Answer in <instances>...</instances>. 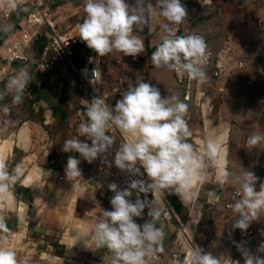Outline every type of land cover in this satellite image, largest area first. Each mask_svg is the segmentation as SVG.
<instances>
[{
    "label": "crops",
    "instance_id": "0c3cea01",
    "mask_svg": "<svg viewBox=\"0 0 264 264\" xmlns=\"http://www.w3.org/2000/svg\"><path fill=\"white\" fill-rule=\"evenodd\" d=\"M67 2L84 6V0L57 1L58 4ZM127 2L133 6L132 14L145 17L140 25L134 26V34L144 42L145 52L135 59L118 51L100 57L85 45L75 51L76 64L88 65L90 56H93L92 61L99 60L97 67L102 74L101 92L108 95L109 108L121 99V92L137 81L149 82L159 88L162 97H178L188 105V119L186 116L185 119L192 132L189 142L201 156H205L206 162L203 146L209 138H216L223 153L221 167L206 169L205 181L193 188L195 196L203 197L201 202L197 197L202 217L196 236L193 234L194 241L200 250L220 258L221 264H244L242 251L264 258V252L258 251L264 242V215L251 222L248 229L254 230V235L241 241L238 229H234L232 224L235 211L226 209L229 200L234 203L232 194L239 190L238 183L232 178L222 186L217 183L218 174L228 171L238 176L245 169L258 178L257 190L264 184V143L253 149L248 148L247 143L252 134L264 136V0H181L188 15L182 22L179 35L200 32L215 51L221 50L226 43L230 47V59L244 62L242 68L236 67L234 63L233 69L219 80L225 87L223 94L218 92L220 83L212 78L210 71H205L204 80H199L191 90V102L183 99L184 88L176 82L173 70L157 68L151 60V53L168 35L164 28L149 30L150 10L155 9L160 13L157 0H150V10L144 8L145 0ZM24 15V9H18L14 11L12 19L7 21L0 11V138L13 132L21 123L29 122L26 124L30 130L37 131V122H43L45 129L41 128L47 133L48 144L44 143L41 147L46 150L50 146L52 151L49 159H56L57 151L62 149L67 139H86L80 134L81 123L88 121L86 94L80 89L77 77L68 64H62L51 75L40 76L35 67L42 50L41 42L32 49L30 63L6 60L3 47L16 27L19 28L17 22ZM44 36L46 38L47 34ZM21 70L31 75V81L21 94L22 102L12 105L15 89L10 79L13 75L22 79L19 75ZM5 105H11L7 113L4 111ZM70 155L83 161L81 178H92L96 161L88 163L79 153H67L68 157ZM59 164L57 161L55 165H50L61 167ZM166 213H162L165 232L162 247L149 251V264H155L150 258L151 253H158L166 261H171L173 255L180 251L182 238L178 231L179 225L169 220L170 216L167 217ZM156 226L160 227V224ZM107 254L106 257L96 255L88 257V260L84 258L80 262L93 264L98 257L99 260L108 261L105 264H111L112 254ZM183 256L181 253L177 264H186Z\"/></svg>",
    "mask_w": 264,
    "mask_h": 264
},
{
    "label": "clouds",
    "instance_id": "9594fccd",
    "mask_svg": "<svg viewBox=\"0 0 264 264\" xmlns=\"http://www.w3.org/2000/svg\"><path fill=\"white\" fill-rule=\"evenodd\" d=\"M157 3L160 15L172 25L181 24L188 15L181 0H157ZM12 7L17 5L13 3ZM151 7L150 0H145L144 8L150 10ZM132 8L127 0H84L86 16L78 25L79 37L100 57L118 51L135 59L145 52V46L134 34V26L140 25L145 17L132 14ZM165 30L168 35L151 53L153 65L174 70L180 76L186 74L191 80L203 81L206 75L203 66L208 58L204 38L194 33L177 35L176 30L168 25ZM19 75L23 78L13 75L10 79L15 89L12 105L22 102L21 94L31 81L27 71L21 70ZM89 105L86 109L88 121L80 125V134L86 139H67L62 151L79 153L88 163L100 157L106 160L116 141V136L109 133L117 128L132 140L121 143L115 151V166L132 176H146L150 181L132 179L124 189L110 183L109 190L114 193L110 200L112 210H103L104 219L96 223L90 241L95 242L96 248H106L112 254L111 264H149V251L162 247L164 222L159 219V209L151 207L148 215L153 219L144 224L136 222L135 218L142 217L148 207L147 197L142 200L140 193L170 190L181 200H190L194 185L205 181L206 169L221 167V145L211 138L207 140L203 146L206 162L205 156H201L189 142L192 132L185 119L188 105L178 97H162L159 88L149 82L130 84L112 108L100 97L94 98ZM10 107L5 105L4 111L7 113ZM247 143L248 148L253 149L264 143V136L252 134ZM80 162L75 155H70L67 175L80 176ZM229 178L235 179L239 186L233 197L232 208L238 214L233 228L246 231L252 221L264 215V184L257 190L258 178L243 169L238 176L228 171L218 174V185L222 186ZM12 180L6 162L0 159V199L9 195ZM133 189L137 190L135 202L129 199ZM157 222L160 227L156 226ZM90 241H85L87 247ZM258 251L264 252V242ZM242 255L244 264H264V258L259 255L249 251H242ZM0 264H18L15 253L0 248ZM193 264H221V261L212 253L199 250L195 251Z\"/></svg>",
    "mask_w": 264,
    "mask_h": 264
},
{
    "label": "rangeland",
    "instance_id": "374dc122",
    "mask_svg": "<svg viewBox=\"0 0 264 264\" xmlns=\"http://www.w3.org/2000/svg\"><path fill=\"white\" fill-rule=\"evenodd\" d=\"M62 4L64 3H59V5ZM26 123H21L3 139L13 137L16 140L19 130ZM37 123L39 129L37 131L31 129L29 146L15 145L13 154L6 162L13 180L9 195L0 199V248L13 251L18 264H85L80 262L84 258L88 260V257L96 255L106 257L107 252L104 248H97L95 251L82 250L73 241L74 234L72 233L73 237L69 236L72 235L71 232H67L66 226L59 219L46 216L48 207L52 204L51 200L54 199V201H63L71 205L70 212L75 220H82L95 226L100 219H104L103 210H112V205L110 190L101 179L103 165L98 163L94 165L92 178L82 179L80 175L78 181L77 178L67 177L62 167L51 166L48 162L52 148L47 146L46 150L42 149L41 146L44 143L48 144V137L41 128L45 129L43 122ZM78 186L90 192L93 190L96 198L101 201V208L91 204V200L86 201L81 197L75 201L73 197L77 195ZM193 191L190 200H181L170 190H163V193L182 223L186 224L193 213L197 224L192 225L191 229L196 236L202 217V208L197 197L199 202L203 200V197L195 196ZM148 212L149 206L144 210L142 217L135 218L136 222L144 224L152 220L153 217H150ZM172 216L170 215L168 219L177 223ZM75 224L77 225V222ZM106 262L108 261L99 260L97 257L93 264H105Z\"/></svg>",
    "mask_w": 264,
    "mask_h": 264
},
{
    "label": "built area",
    "instance_id": "2783aa9c",
    "mask_svg": "<svg viewBox=\"0 0 264 264\" xmlns=\"http://www.w3.org/2000/svg\"><path fill=\"white\" fill-rule=\"evenodd\" d=\"M57 1L58 0H0V11L2 13V17L7 21L12 19L14 11L24 9L25 12L23 19L17 22L19 28L16 27V30L10 35L7 44L3 47L4 57L8 62L30 63L32 58V49L35 48V45H37L38 42H41L42 50L35 67L40 76L51 75L62 64H68L77 77L80 89L86 94V107L90 106L89 103L97 97L103 98L104 102L108 105V95L101 92L102 74L100 69L97 67L99 60L92 61L93 56H90L89 63L86 66H79L75 62L76 49L86 45V43L79 37L78 30V25L82 23L86 16L84 6L76 4V2H67L59 5ZM13 3L17 5L16 8L12 7ZM148 15L149 30L155 31L157 28L165 29V25H168L176 30L177 35H179L182 31V23L179 25L170 24L155 9H151ZM261 24L262 22L260 25ZM26 30L32 33L31 41L25 39L24 35ZM45 34H47L46 38L44 36ZM194 34H198L203 37L200 32H196ZM205 42L208 46V58L203 67L204 71L208 70L211 72L214 80L220 83L219 80L227 75L231 69H233L234 63H236V67L238 68H242L244 66V62H233L230 59L228 55L230 47L226 43L223 44L221 50L215 51L208 41L205 40ZM94 70H96L95 75ZM173 74L176 82L184 88L182 95L183 99L186 102H191V90L199 83V80H191L186 74L184 76H180L174 70ZM220 84L218 92L223 94L225 92V87ZM119 95L122 98V92ZM187 114L186 117L188 116ZM111 131L112 133L109 134L116 136V141L112 149H110L111 154L106 157V160L104 157H100L95 160L96 163L103 165L101 179L106 181L108 184L116 183L119 189L128 187V181L132 179H144L146 183L150 182L146 176H132L126 171H121L115 166V151L121 143L126 140L131 141L132 137H130L127 133H122L117 128H113ZM77 159L81 161L79 164V169L81 171L83 161L80 158ZM67 160V153L62 151V149H59L57 151V158L51 160L49 159V162L51 165H55L58 161V163H60L59 165L63 169V173H65L67 177L71 176L73 179H80V176L73 177L70 174L67 175ZM108 162L111 163L110 167ZM107 189H109L108 186ZM131 191L132 196L129 199L135 202L137 199V190L133 189ZM237 191L239 190L233 191L232 198L234 197V193ZM162 192L163 190L140 193V198L143 200L146 196L148 199V206H150L152 201L157 196L162 195ZM110 193L112 197L114 193L111 191ZM163 199L165 212L173 215L172 217L175 218L179 225L182 242L179 243L180 251L173 255L171 261H166L158 253H151L150 258L155 264H177L181 253H183V262L186 264H192L195 251L200 250L194 241L193 231L191 229V226L196 225L197 221L194 220V215L192 213L190 215L191 219L186 224L182 223L174 208L165 199V196ZM232 204L233 203L230 200L226 203L227 211H233ZM237 215L238 214L236 212L233 215V225L238 218ZM253 235L254 230L252 229H247L246 231L238 229V237L241 241H245ZM104 249L107 253L111 254L106 248Z\"/></svg>",
    "mask_w": 264,
    "mask_h": 264
},
{
    "label": "bare ground",
    "instance_id": "6f19581e",
    "mask_svg": "<svg viewBox=\"0 0 264 264\" xmlns=\"http://www.w3.org/2000/svg\"><path fill=\"white\" fill-rule=\"evenodd\" d=\"M25 39L28 41L32 40V33L30 31L25 32ZM17 139L15 140L13 137H8L6 139L0 138V159L4 160L5 162L8 161L9 157L13 154L14 146L19 145L27 147L30 144L31 141V130L30 126L28 124H25L22 129L19 130L17 134ZM102 182L106 187L109 185L106 181L102 179ZM77 190V189H76ZM164 196L165 194L162 192V195L157 196L153 201L152 208L159 209L161 215L159 219H163L162 213H163V207H164ZM81 197L83 199H86V201L91 200L92 204L94 203L98 208H101V201L96 198L95 192L92 190L91 192L88 191L85 188L81 189L78 186L77 195H75L73 198L75 201H78V198ZM51 206L48 207V212L46 216L53 217L59 219L63 225L66 226L67 232H71V234H74V240L82 250H91L95 251L97 248L95 247V242L90 241L91 239V233L94 229V225L88 224L82 220H75L72 216L70 210L71 205H69L67 202L63 201H53L51 200ZM58 208V209H57ZM61 209V210H60ZM165 213V212H164ZM166 216L169 217L170 213H166ZM94 218V217H92ZM165 218V217H164ZM77 222V225L75 224ZM159 224V222H157ZM76 225V226H75ZM69 235V236H72ZM71 237V239H72ZM69 238V237H67ZM89 240V247L86 246L85 241ZM74 243V242H73ZM75 245V243H74ZM73 247V246H72ZM90 252V251H89Z\"/></svg>",
    "mask_w": 264,
    "mask_h": 264
},
{
    "label": "water",
    "instance_id": "95a60500",
    "mask_svg": "<svg viewBox=\"0 0 264 264\" xmlns=\"http://www.w3.org/2000/svg\"><path fill=\"white\" fill-rule=\"evenodd\" d=\"M93 185H94V183H93Z\"/></svg>",
    "mask_w": 264,
    "mask_h": 264
}]
</instances>
